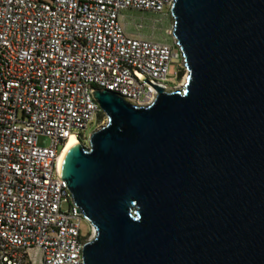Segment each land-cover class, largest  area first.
Returning <instances> with one entry per match:
<instances>
[{
  "label": "water",
  "instance_id": "95a60500",
  "mask_svg": "<svg viewBox=\"0 0 264 264\" xmlns=\"http://www.w3.org/2000/svg\"><path fill=\"white\" fill-rule=\"evenodd\" d=\"M181 89L106 115L60 176L94 228L84 264H264V0H173Z\"/></svg>",
  "mask_w": 264,
  "mask_h": 264
},
{
  "label": "built area",
  "instance_id": "2783aa9c",
  "mask_svg": "<svg viewBox=\"0 0 264 264\" xmlns=\"http://www.w3.org/2000/svg\"><path fill=\"white\" fill-rule=\"evenodd\" d=\"M173 0H0V264H84V232L60 157L106 118L94 90L136 106L185 69L176 41L126 33L127 10L170 14ZM141 25H136L138 31ZM187 75V71H186ZM50 139L48 147L38 137ZM67 204L66 210L62 205Z\"/></svg>",
  "mask_w": 264,
  "mask_h": 264
},
{
  "label": "rangeland",
  "instance_id": "374dc122",
  "mask_svg": "<svg viewBox=\"0 0 264 264\" xmlns=\"http://www.w3.org/2000/svg\"><path fill=\"white\" fill-rule=\"evenodd\" d=\"M121 23L124 27V30L129 35H137L143 38H148L153 41L160 42H171L175 39L172 35V27L173 21L170 14H155L147 11H135V10H127L124 13V17L121 18ZM136 25H141V28L137 31L135 29ZM176 71V67L174 65L170 66L167 85L172 88L174 85L183 83V79L186 76V71L184 69L181 70L179 80L175 78L174 72ZM176 87V89H181V87ZM106 124V118L103 120L96 122L93 121L92 125H89L84 131H82V136L88 138L91 133L101 126ZM38 145L41 147H48L50 145V139L46 136L38 137ZM67 204L62 205V209L66 210ZM81 227L84 232H87L89 229V223L86 220L81 222Z\"/></svg>",
  "mask_w": 264,
  "mask_h": 264
},
{
  "label": "bare ground",
  "instance_id": "6f19581e",
  "mask_svg": "<svg viewBox=\"0 0 264 264\" xmlns=\"http://www.w3.org/2000/svg\"><path fill=\"white\" fill-rule=\"evenodd\" d=\"M185 78H186V76H185L184 79H183V83H182L181 85L179 84L178 87L183 86V84L185 83ZM78 144H79V142H78L74 137L70 138V140L67 142L66 147H65V149H64V151H63V153H62V155H61V157H60V163H61V166H62V163H63V160H64L66 154H67V153H68V152H69L74 146H76V145H78Z\"/></svg>",
  "mask_w": 264,
  "mask_h": 264
},
{
  "label": "crops",
  "instance_id": "0c3cea01",
  "mask_svg": "<svg viewBox=\"0 0 264 264\" xmlns=\"http://www.w3.org/2000/svg\"><path fill=\"white\" fill-rule=\"evenodd\" d=\"M124 13H125V11H123L122 13H121V18L122 17H124ZM131 36H133V35H131ZM134 36H136V35H134ZM141 37V36H140ZM143 38V37H142ZM146 39H148V38H146ZM158 42H160V41H158Z\"/></svg>",
  "mask_w": 264,
  "mask_h": 264
},
{
  "label": "trees",
  "instance_id": "16d2710c",
  "mask_svg": "<svg viewBox=\"0 0 264 264\" xmlns=\"http://www.w3.org/2000/svg\"><path fill=\"white\" fill-rule=\"evenodd\" d=\"M180 76H181V74H180Z\"/></svg>",
  "mask_w": 264,
  "mask_h": 264
}]
</instances>
